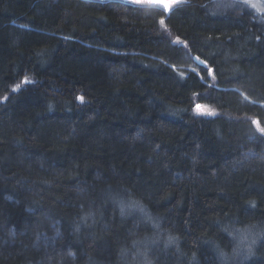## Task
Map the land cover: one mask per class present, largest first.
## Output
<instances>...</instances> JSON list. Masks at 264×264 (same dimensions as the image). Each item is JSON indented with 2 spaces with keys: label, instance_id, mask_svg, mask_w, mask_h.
Returning <instances> with one entry per match:
<instances>
[{
  "label": "trees",
  "instance_id": "obj_1",
  "mask_svg": "<svg viewBox=\"0 0 264 264\" xmlns=\"http://www.w3.org/2000/svg\"><path fill=\"white\" fill-rule=\"evenodd\" d=\"M218 1L0 0V264H264V11Z\"/></svg>",
  "mask_w": 264,
  "mask_h": 264
},
{
  "label": "rangeland",
  "instance_id": "obj_2",
  "mask_svg": "<svg viewBox=\"0 0 264 264\" xmlns=\"http://www.w3.org/2000/svg\"><path fill=\"white\" fill-rule=\"evenodd\" d=\"M131 1H134V0H131ZM137 1H145V0H137ZM234 1H244L245 0H219V4H216L218 6H221L220 4L222 5H230L231 3H233ZM152 3V1H149ZM181 2V0H163L161 3H152V4H159L161 5L162 7H164V4H168L169 8H171V6L175 3H179ZM247 4H249L250 6L256 8L258 11L262 12L264 11V0H247ZM165 8V7H164ZM166 9V8H165ZM196 111H198V113H201V114H206L207 112H209V109L206 107V106H197L196 108Z\"/></svg>",
  "mask_w": 264,
  "mask_h": 264
},
{
  "label": "water",
  "instance_id": "obj_3",
  "mask_svg": "<svg viewBox=\"0 0 264 264\" xmlns=\"http://www.w3.org/2000/svg\"><path fill=\"white\" fill-rule=\"evenodd\" d=\"M125 1H130V2H144V3H151L149 1H152V3H161L163 0H145V1H137V0H134V1H131V0H125Z\"/></svg>",
  "mask_w": 264,
  "mask_h": 264
},
{
  "label": "snow or ice",
  "instance_id": "obj_4",
  "mask_svg": "<svg viewBox=\"0 0 264 264\" xmlns=\"http://www.w3.org/2000/svg\"><path fill=\"white\" fill-rule=\"evenodd\" d=\"M245 3H247V0H245ZM164 7L167 9L168 7H169V5L168 4H164ZM163 22V21H162ZM261 131H264V129H261ZM142 210V209H141Z\"/></svg>",
  "mask_w": 264,
  "mask_h": 264
}]
</instances>
